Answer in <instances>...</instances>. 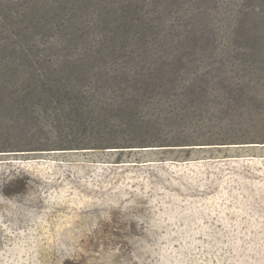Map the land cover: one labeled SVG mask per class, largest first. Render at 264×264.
<instances>
[{
	"label": "rangeland",
	"instance_id": "374dc122",
	"mask_svg": "<svg viewBox=\"0 0 264 264\" xmlns=\"http://www.w3.org/2000/svg\"><path fill=\"white\" fill-rule=\"evenodd\" d=\"M38 2L0 0V264H264V0ZM129 9L165 61L114 62Z\"/></svg>",
	"mask_w": 264,
	"mask_h": 264
},
{
	"label": "trees",
	"instance_id": "16d2710c",
	"mask_svg": "<svg viewBox=\"0 0 264 264\" xmlns=\"http://www.w3.org/2000/svg\"><path fill=\"white\" fill-rule=\"evenodd\" d=\"M77 0L75 1H71L69 3H61L57 2L53 0L52 3H35L33 5H29V7H27L26 11L20 14L23 16V14L26 15H30L33 16L34 14H38L40 15V12L43 10L45 12V14H41L39 17H45V23L47 28L50 29V31H54V28H56V25L58 26H62L65 29L68 28H74V31L77 33L79 32V30L84 29V32H82L81 34L84 35L85 33L88 32L89 27L88 25H84L85 22V18L81 19L80 17H78V11L81 10H90V6L89 4L85 3V0H80V2H84L86 4V7L82 8V4L76 5ZM96 1L95 4H99L101 3L102 0H92ZM139 10L143 11L145 14L149 13L151 10H153L152 5H150L149 3H146V0H143V4L136 6ZM60 8H63L64 10H68L73 12V15L71 14H67L65 17H62V23L61 24H56L54 22L55 18H57L55 15L57 13V10H59ZM101 8L104 12L105 15H107L108 13V8L107 6H102ZM100 8V9H101ZM155 11V9H154ZM136 12V10L134 9V13ZM118 14V19L114 20V28L109 30L112 31V38L113 41L115 43H117L118 41H122L124 42L123 46H122V51L124 52L125 55L119 57V56H115L117 54V48L116 46H113V48L109 51V53L111 55H114V62L115 63H122V64H128L131 62L136 63V65H140V64H144L141 65V67H145L148 66L150 68V66H155L154 63L156 64L159 60L161 61H165L164 58L165 56L160 53V51L155 48V43H154V39L152 37H147L148 32L153 31L155 34H159V32L165 33V32H169L170 28L172 27V24H169L166 20L157 22V21H152V23H149L148 21L139 18L137 16H133L131 9H129L128 11H122V12H116ZM137 13V12H136ZM135 13V14H136ZM155 13H163L165 15L164 12V8L163 7H157L156 8V12ZM29 16V17H30ZM99 16H102L101 14ZM19 17V18H20ZM18 18V19H19ZM3 22L4 19H2ZM19 20H17L16 22H18ZM20 23H24V20H20ZM13 23H15V21H13ZM38 24V22L36 23ZM22 28V27H21ZM21 28L19 30H21ZM23 31L24 34L29 33L28 27L25 26L23 27ZM137 32V33H136ZM137 38L139 40V45L138 48L135 47L134 43L130 42V40ZM12 39H14V43L16 44L19 39H20V35H15ZM167 44H171L173 41L167 40L166 41ZM11 44L10 40H6L4 42L0 41V51L1 50H7L9 49V45ZM90 52H94V49H90ZM107 54V55H110ZM175 57H180L182 58L183 55L177 53L176 55H174ZM96 57V56H95ZM25 61H27L28 63H35V64H42L45 62V58L42 55H37V56H32V57H26ZM135 67H138L136 66ZM44 86H48L49 89L48 91L45 92V94L48 95H59L62 92H67V90L62 89L61 87H58L56 85H51L50 83L45 82ZM89 91H83V93H79L77 94V98L79 99H87L89 97ZM159 105V104H158ZM172 109L169 110L168 112H173L174 108L172 106H170ZM123 109V108H121ZM82 110V109H81ZM182 145H190V144H182Z\"/></svg>",
	"mask_w": 264,
	"mask_h": 264
}]
</instances>
